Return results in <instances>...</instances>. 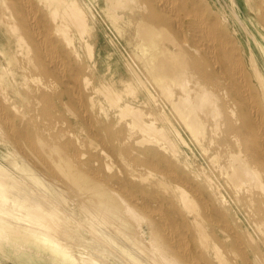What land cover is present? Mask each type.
<instances>
[{
	"label": "bare ground",
	"instance_id": "obj_1",
	"mask_svg": "<svg viewBox=\"0 0 264 264\" xmlns=\"http://www.w3.org/2000/svg\"><path fill=\"white\" fill-rule=\"evenodd\" d=\"M105 3L113 9L115 23L120 18L115 7L125 5L135 12L136 57L166 95L176 93L173 104L194 136L219 138L224 154L214 158L218 157L216 163L228 184L247 193L255 206L259 234L249 243L251 254L264 264V252L258 247L264 244V0H224L221 6L215 0ZM0 22L14 30L16 42L25 48L22 66L33 82L28 90L16 88L14 98L5 95V86H1V132L9 134L15 144L20 142L18 136L24 138L53 177L61 176L68 184L85 209L83 215L119 228L124 241L139 247L151 263L216 264L214 255L218 264H226L202 222L218 212L212 201L213 187L208 181L199 183L184 169L176 170L174 141L157 124L158 117L122 99L125 93L135 95V81L143 83L135 68L129 64L134 77L123 83L124 92L100 77L92 84L84 72L98 62L90 41V23L79 0H0ZM83 46L89 53L87 62L79 59ZM93 93L101 99L95 100ZM108 107L112 114L104 111ZM35 113L39 121L31 122ZM66 124L79 135L66 130ZM134 135H139L135 138L140 146L137 154L133 153ZM104 145L129 160L141 154L151 170L135 172L129 164L121 171L114 167L113 154ZM13 159L9 160L15 163ZM55 193L52 197L56 199L59 193ZM8 194L15 196L10 199ZM43 194L19 185L0 165L1 207L8 204V198L12 203L20 198L24 204L29 196L32 214L56 218L58 208ZM50 223L42 229L43 244L37 237L0 223V247L5 241L17 251L24 250L16 254L19 264H69L65 253L49 248L52 233L61 227ZM247 258L243 252L245 264Z\"/></svg>",
	"mask_w": 264,
	"mask_h": 264
},
{
	"label": "rangeland",
	"instance_id": "obj_2",
	"mask_svg": "<svg viewBox=\"0 0 264 264\" xmlns=\"http://www.w3.org/2000/svg\"><path fill=\"white\" fill-rule=\"evenodd\" d=\"M215 1H218L219 6H221V2L224 0ZM79 3L85 10L90 23V41H92L93 44L94 58L98 62L96 66L90 69L87 67V69L84 70L91 83L96 84L100 77V80L104 79L109 81L114 85L113 87H115V89L124 92L125 87L123 83L134 77L131 67L129 66L131 65L135 68L136 72L143 80V83L139 84V82L134 80L136 82L135 95L125 93L122 95V99L132 105H140L142 109L158 117L157 124L163 126L174 141L177 161L176 164H173V167L176 170L184 169L188 173L190 172L199 183L204 184L205 181H208L213 187L214 196L212 201L214 206L218 208V212L213 213L210 219L205 216L202 222L207 232L210 234V239L216 243L223 252L227 260L226 264H245L242 261L243 252L248 257L247 264H263L260 259L251 254L252 248L249 243L251 237L257 239L256 234H259L256 229V222L259 218L257 214L254 213L256 212L255 206L251 204V202L249 203L247 193L237 191L231 187L221 170H219V163L216 162L222 158L221 154H224L223 147L219 143V138L215 136L213 140H208L209 136L207 134V137H195L186 126L173 104V98L176 93L173 96L166 95L162 89L152 81V78L146 71L142 62L136 57V41L132 34L134 25L133 20H135L136 16L135 12L131 11L125 5L124 7H115L116 13L120 15L118 22L115 23L111 15L113 9L106 5L105 0H79ZM247 9L246 7L244 11H248ZM244 17L246 18V16ZM13 33H15L14 30L11 31L8 25L0 22V88L4 85V94L14 98V91L16 88H20L22 91L28 90L29 85L33 82L27 78L26 70L22 66V59L25 55L22 51L25 48H22L20 43L18 44L16 42ZM88 54L86 47H81L79 59H82L83 62L86 60L89 61L90 57ZM92 95L95 100L101 99V96L97 93H93ZM0 98L2 99L1 94ZM12 101H14V99H12ZM104 111L111 114L113 113L111 107H108ZM159 113H161V115ZM109 120L114 122L113 116H109ZM34 121H39L37 113H35L34 118L31 119V122ZM43 125L47 127L45 124ZM64 127L71 133L79 135V132H76L75 128L67 124L64 125ZM174 130H177L179 134L177 135V132ZM2 133L4 132L0 130V165L6 169L9 175L16 180L19 185H26L28 189L34 191L36 194L45 193L47 196L44 194L43 196L45 198L48 197L46 199L48 201L50 200L49 202H53L51 204H55L59 210V214L55 213L54 216H56V218H39V216H35V213L32 214V202L29 199L30 193L24 204L20 202V198H17L18 202H9V198L11 199L15 194H8V204H5L7 207L5 205H2L4 207L0 206L1 224L5 227L10 224V229L13 231L24 232L33 238L37 237L41 240L42 244L44 239L42 229H45L49 221H52L50 225L55 228L61 226L59 228L60 230H53L54 233L52 234L58 237L63 244L62 242L60 244L58 243V241L60 242L58 238V241L55 242V237L52 235L49 248L52 247L56 251H60L59 253L61 254L65 253L69 264H91L95 261H99L102 264H153L150 262V258L139 250V247L124 241L122 232L118 230L119 228L115 229L103 220H94L91 215L88 216V214H84V216L83 213L85 209L83 210L82 204L80 203L81 201L72 194L68 184L63 182L64 180H62L61 176H57V178L53 177L46 166L37 158L38 151L33 150L24 138L21 139V137L18 136V139H20L19 145L14 143V140L9 134L4 133L3 135ZM137 136L139 135L131 137V140L134 141L132 145L135 148L133 151L135 154H137L140 149V146L135 143V138H137ZM103 147L105 151L111 152L110 155L113 154L110 157L112 158L114 167L123 172L127 169L129 164H131V168L134 171L136 169L135 172H148L151 170L141 154H139L138 158L136 157V159L129 160V158L123 154L120 155L116 152H112L106 145ZM214 156H218L219 159L218 157H215L218 160L215 159ZM11 158H14L13 160L16 162L10 161L9 159ZM22 158L27 161H23ZM29 159L31 162H28ZM34 165L40 169L34 167ZM30 166H32V168ZM33 168L36 171H34ZM39 173L45 174L40 175ZM46 179H49V181ZM49 182L51 184L53 183L55 186L53 184L51 185ZM46 183L49 184L51 188ZM48 188H50V190ZM51 189L55 191L53 192ZM47 190H49V192ZM57 190L59 192H57ZM62 190H64L63 192L66 196L63 195V192H61ZM55 192L62 195L59 196L58 194L60 198L63 197L66 199L63 200V202V198L57 199L58 196L55 195ZM53 193H55L56 199L53 198ZM183 205L180 201L179 206L185 209V204L183 203ZM214 218L221 219L222 221L220 224L214 223L211 220ZM177 225L182 226L181 223ZM227 228L228 230H226ZM6 230L9 229L6 228ZM185 231L187 232L186 229ZM230 231H232V236L229 233ZM146 239H148V237ZM258 247L262 249L261 252H264L263 243H260ZM23 251H17L13 244L5 241L2 242L0 247V264H19L17 262L18 259L15 257L16 254H21ZM6 252L10 255L9 257L5 255ZM125 258H127L128 261ZM212 260L218 264L214 255ZM132 261L136 262L133 263Z\"/></svg>",
	"mask_w": 264,
	"mask_h": 264
}]
</instances>
